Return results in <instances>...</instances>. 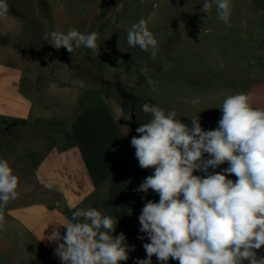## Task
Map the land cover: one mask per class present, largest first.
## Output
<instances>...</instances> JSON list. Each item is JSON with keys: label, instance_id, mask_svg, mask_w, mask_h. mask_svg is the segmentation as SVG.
Returning a JSON list of instances; mask_svg holds the SVG:
<instances>
[{"label": "rangeland", "instance_id": "rangeland-1", "mask_svg": "<svg viewBox=\"0 0 264 264\" xmlns=\"http://www.w3.org/2000/svg\"><path fill=\"white\" fill-rule=\"evenodd\" d=\"M5 2L9 11L6 17H0V45L14 49L25 61L30 59L31 66L22 73L26 77L33 73L38 82L32 90L30 83L24 81L23 88L32 91L36 101L46 98L53 104L58 99L54 82L47 76L60 77L70 84L60 86L66 96L61 97L63 101L70 100L69 94L80 86L74 84V75L84 79L98 75L100 79H114L96 83L100 87L102 82L107 84L106 95H113V106L122 108L131 120L133 116L136 128L151 120V114L142 111L146 103L166 113L175 110L176 118L186 124L199 116L205 131L218 127L220 108L230 95L248 94L253 107L264 109V0H231L228 25L217 18L215 7L207 14L201 11L204 0ZM141 18L157 39L159 51L155 60L150 53L127 43L128 28ZM69 29L84 34L96 32L97 51L81 46L69 53L66 49L54 48L44 38L46 33H67ZM165 62L170 65L167 71ZM144 68L149 69L147 74L141 73ZM148 77L155 82V90L146 82ZM86 95L84 91L83 102ZM83 102L82 105H87ZM53 116L46 119L41 114L37 123L43 125L36 128L51 129L50 135L54 136L68 115H56L58 119ZM104 118L102 112L88 115L80 128V135L92 153L100 157L106 153L109 140L117 137L115 128ZM36 136L33 130L26 131L23 146L27 147L28 139ZM204 158H209L208 154ZM100 162L103 161L100 159ZM228 166L225 163L220 170L210 171H221ZM195 175L204 174L196 172ZM228 178L236 180L234 175Z\"/></svg>", "mask_w": 264, "mask_h": 264}, {"label": "clouds", "instance_id": "clouds-1", "mask_svg": "<svg viewBox=\"0 0 264 264\" xmlns=\"http://www.w3.org/2000/svg\"><path fill=\"white\" fill-rule=\"evenodd\" d=\"M213 7L228 25L231 0H204L201 11L207 14ZM8 11L5 0H0V17ZM44 38L69 53L81 46L98 49L96 32L69 29L46 33ZM127 43L157 58L158 42L145 19L128 28ZM169 67L165 62L164 70ZM148 72L141 69L142 74ZM146 82L155 90L150 77ZM220 110L218 127L205 131L199 116L186 124L176 118L175 110L166 113L158 106H142L151 120L136 129L139 135L132 137L131 146L140 168L154 171L136 191L147 195L151 190L159 201H147L138 217L139 232L150 242L143 244L146 258H137L136 264H152L153 256L159 264L169 259L179 264H264V257L257 256L264 248V109L253 107L250 95L237 93L226 97ZM225 163L227 168L210 171ZM18 183L9 162L0 159V206L17 198ZM72 220L62 225L66 234L54 230L47 237L57 243L54 256L62 264H121L135 251L124 233L113 235L116 218L88 208L75 210ZM4 224L0 214V229Z\"/></svg>", "mask_w": 264, "mask_h": 264}, {"label": "crops", "instance_id": "crops-1", "mask_svg": "<svg viewBox=\"0 0 264 264\" xmlns=\"http://www.w3.org/2000/svg\"><path fill=\"white\" fill-rule=\"evenodd\" d=\"M0 54V159L7 160L19 178L17 198L0 206L5 220L0 229V264H62L60 258L54 256L57 243L47 237L54 230L61 236L66 234L62 225L74 222L75 210L88 208L116 218L113 235L124 233L127 244L135 246V251L128 253L129 259L121 264H136L137 258L145 259L143 244L150 241L146 234L139 232L138 217L144 204L149 200L158 202L159 196L151 190L147 195L136 191L154 169L140 168L135 158L131 139L139 134L132 123L133 116L131 120L122 108L113 106V95H106L107 84L102 82L100 87L96 83L114 79H100L98 75L84 79L74 75V84L80 86L69 94L70 100L61 101V97L66 96L60 86L70 84L60 77L53 79L45 75L48 80L52 78L50 82H54L58 99L53 104L46 98L36 101L33 92L23 88L24 81L30 83L32 90L38 82L33 73L29 77L22 73L31 66L30 59H21L14 49L3 45H0ZM82 86L88 87L83 89ZM84 91L87 93L85 106L82 105ZM97 112L104 114L117 135L109 140L108 149L101 157L92 153L80 135L84 117ZM62 113L68 115L67 120L54 136L50 135L51 129L36 128L43 125L37 123L41 114L46 119L53 115L58 119L56 115ZM28 130H33L37 136L28 139L25 147L23 135ZM139 235H144L145 239H138ZM258 251L262 254L258 255ZM263 252L264 248L257 250V256L264 257ZM152 264H159L155 256ZM167 264L179 262L169 259Z\"/></svg>", "mask_w": 264, "mask_h": 264}]
</instances>
